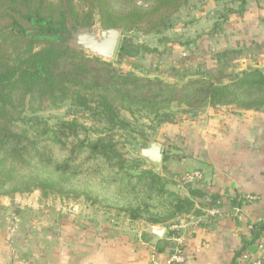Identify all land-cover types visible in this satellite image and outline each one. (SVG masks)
Wrapping results in <instances>:
<instances>
[{
  "label": "trees",
  "instance_id": "16d2710c",
  "mask_svg": "<svg viewBox=\"0 0 264 264\" xmlns=\"http://www.w3.org/2000/svg\"><path fill=\"white\" fill-rule=\"evenodd\" d=\"M232 1L238 7H224L212 31L228 13L244 10L246 0ZM187 2L0 0V197L34 190L44 198L84 196L130 221L167 228L181 216L201 215L202 208L220 205L217 195H206L195 185L198 180H184L187 171L175 180L142 167L145 159L139 155L127 158L113 132L129 129L130 121L121 110L151 115L155 125L176 122L173 104L187 117L212 105L264 110V72L258 67L242 69L225 81L219 78L224 75L220 69L217 77L200 72L170 82L117 66L138 49L127 33L149 35L169 29ZM96 21L102 28L122 29L115 58L109 62L71 44L72 31L91 29ZM140 49L162 52L144 44ZM226 53H218L217 60ZM67 100L87 112L94 124L71 118L51 125L41 115L46 103L56 106ZM91 134L97 135L91 138ZM167 151L162 161L172 158ZM179 180L187 195L169 187ZM200 198L204 200L196 207ZM179 236L178 230L168 231L170 239ZM260 236H264V222L251 228L252 240ZM168 242L160 240L155 246L166 248Z\"/></svg>",
  "mask_w": 264,
  "mask_h": 264
},
{
  "label": "crops",
  "instance_id": "0c3cea01",
  "mask_svg": "<svg viewBox=\"0 0 264 264\" xmlns=\"http://www.w3.org/2000/svg\"><path fill=\"white\" fill-rule=\"evenodd\" d=\"M223 1L228 3L222 9L238 7L236 1ZM217 2L210 0L208 11ZM213 24L192 40L198 61L209 54L213 70L223 71L222 81L250 66L264 72V0H246L244 10L228 13L216 31ZM222 52L227 55L218 61ZM168 124L175 136L171 164L181 174L202 172L195 185L219 197V214L202 208L201 215L181 216L167 228L120 213L112 215L113 223L101 215L88 218L73 206L68 212L12 206L11 200L29 193L1 196L0 264H175L167 246L157 249L152 242L151 227H164L158 241L175 239L168 237L170 229L180 232L182 264H243V251L259 256L264 236L252 240L251 228L264 220V110L212 105L194 117L177 115ZM173 188L187 195L183 181ZM204 198L195 200L196 207Z\"/></svg>",
  "mask_w": 264,
  "mask_h": 264
},
{
  "label": "rangeland",
  "instance_id": "374dc122",
  "mask_svg": "<svg viewBox=\"0 0 264 264\" xmlns=\"http://www.w3.org/2000/svg\"><path fill=\"white\" fill-rule=\"evenodd\" d=\"M210 0H188L187 4L179 9L172 20V27L159 33L143 35L139 32H129L127 37L132 43L138 45V49L132 51L131 55L124 57L117 66L122 71L132 70L138 75L145 76H160L166 81L180 82L189 75L204 72L211 76L217 77L219 71H214L213 65L208 61V57H201L197 60L195 42L192 41L194 36L206 35L209 31V23L212 26L213 19L219 21V15L223 11L222 7L226 3L223 0L217 2L216 9L208 11V2ZM122 34V33H121ZM122 35L119 36L115 51L111 60H114L117 47ZM148 47H156L162 50L161 53H145L140 49V45ZM187 47V48H186ZM199 64H197L198 62ZM219 70V69H216ZM171 110L176 116L182 117L184 114L175 104ZM49 124H53L57 119H76L79 122H84L87 125L90 123L88 113L79 108L70 105L69 101L58 103L56 106H51L46 103L41 112ZM121 115L130 121L129 129L126 131H113L115 138L119 139L123 146V151L127 158L132 159L139 155V149L144 147L146 142L153 141L160 145L163 149L161 161L159 163H150L145 159L142 167L150 168L156 172L176 180L181 174V171L176 170L174 164H171L170 158L167 161H162L167 150H170L171 144L174 146L175 136L173 127L168 123L155 125L152 116H143L141 114L130 115L125 110H121ZM99 126H101L99 124ZM97 134H91L94 138ZM146 140V141H145ZM173 188L172 186H169ZM30 199H28L29 197ZM27 196H22L21 199L11 200L12 206L26 204L29 209L40 210H62L65 212L70 210V206L75 209L86 211L85 215L88 218H94L93 215H101L105 220L113 223L115 219L112 215L116 212L112 208H106L99 205L84 196L78 199H65L60 196L49 195L42 197L39 190L29 193ZM32 206V207H31ZM93 216V217H91ZM113 219V220H112Z\"/></svg>",
  "mask_w": 264,
  "mask_h": 264
},
{
  "label": "water",
  "instance_id": "95a60500",
  "mask_svg": "<svg viewBox=\"0 0 264 264\" xmlns=\"http://www.w3.org/2000/svg\"><path fill=\"white\" fill-rule=\"evenodd\" d=\"M122 33V29L117 27L102 28L100 23L96 21L91 29L79 28L71 32V44L74 48L82 50L88 55H93L103 61H111L118 38ZM163 149L160 145L153 141L146 142L144 147L139 149V156L146 159L150 163H159L161 161ZM150 234L152 242H157L163 232L164 227H151ZM177 246V240H170L167 248L170 254L174 253Z\"/></svg>",
  "mask_w": 264,
  "mask_h": 264
},
{
  "label": "built area",
  "instance_id": "2783aa9c",
  "mask_svg": "<svg viewBox=\"0 0 264 264\" xmlns=\"http://www.w3.org/2000/svg\"><path fill=\"white\" fill-rule=\"evenodd\" d=\"M183 178L187 182L200 180L202 178V172L199 170H193L186 173ZM205 199L207 200V198ZM205 212H207L208 215H216L220 213V210L218 206H215L212 208H207ZM175 239L177 240V246L174 249V253L170 255V260L175 264H182L184 262V254L181 248L183 239L182 237H177ZM258 246L262 248L263 252L257 257H253L247 251L242 252L241 259L243 260V264H264V241L261 242Z\"/></svg>",
  "mask_w": 264,
  "mask_h": 264
}]
</instances>
